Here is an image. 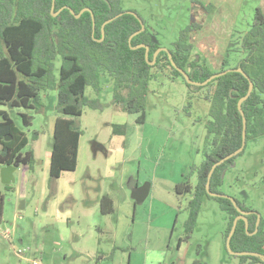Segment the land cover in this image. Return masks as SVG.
Instances as JSON below:
<instances>
[{
    "label": "rangeland",
    "instance_id": "1",
    "mask_svg": "<svg viewBox=\"0 0 264 264\" xmlns=\"http://www.w3.org/2000/svg\"><path fill=\"white\" fill-rule=\"evenodd\" d=\"M261 2L244 0L236 33L249 29ZM122 10L143 19L157 51L169 50L191 23L192 0H122ZM208 35L196 33L193 44L217 68L222 58L220 52L217 60L208 54L209 45L202 41L213 42ZM54 64L59 78L60 56ZM162 65L152 70L144 123L137 122L141 114L123 112L113 103L114 80L108 74L101 75L100 85L86 87L85 97L98 106L84 107L79 118L59 113L57 91L41 92L33 109L0 102V122L1 113L13 119L29 138L24 152L34 151L37 161L34 171L19 168L10 185L3 183L0 167V264H31L27 259L41 264H240L226 248L228 216L217 199H204L194 231L186 232L192 194L177 193V186L197 185L209 148V88H189L165 61ZM21 114L28 116L29 127ZM58 117L75 120L82 135L76 170L53 181L49 168ZM115 125H125V133L114 135ZM143 186L149 194L138 204L132 191ZM220 191L264 221V136L248 143ZM104 196L114 204L110 215L100 211ZM15 248L29 249L26 258H19Z\"/></svg>",
    "mask_w": 264,
    "mask_h": 264
},
{
    "label": "trees",
    "instance_id": "2",
    "mask_svg": "<svg viewBox=\"0 0 264 264\" xmlns=\"http://www.w3.org/2000/svg\"><path fill=\"white\" fill-rule=\"evenodd\" d=\"M52 1L0 0V102L8 103L13 108L33 109L34 104L40 100L39 94L52 90L58 93L59 113L79 118L83 115L84 107L96 109L98 106L96 100L85 97L86 87L100 85L101 75L108 74L114 80L113 103L123 112L141 114L137 122L144 123L149 82L154 78L152 70L161 69L163 61L171 67L175 78L183 79L189 88L192 86L173 64L188 74L195 69L193 81L196 82H204L213 75L232 70L206 86L209 93L205 100L210 103V120L206 124L209 148L197 170V185L193 189L187 181L177 186V193L192 194L185 225L187 234L190 235L194 231L204 199H217L221 209L228 216L227 242L239 212L229 199L209 196L206 186L212 167L241 148L244 117L247 121L246 147L237 157L216 168L210 182L211 192L222 194L220 189L225 176L235 166L236 159L245 153L251 140L264 136L263 9L258 7L249 29L245 32L235 31L238 35L233 34L225 46L223 42H227L226 38L216 37L208 26L191 21L180 31L174 47L169 49L172 59L167 53L161 52L156 64L151 66L149 63L153 61L158 46L153 43L147 30L134 37L131 45L129 44L130 37L140 31L141 24L137 18L122 10V0H56L53 14ZM192 2L200 5L207 13L211 14L214 10L213 5L205 4L201 0ZM86 8L90 9L95 17L94 34L91 13L85 12L76 19V15ZM70 10H73L75 15ZM57 12L59 15L54 17ZM120 14L121 17L105 27V37L101 42L103 24ZM139 18L143 21L140 16ZM198 32L209 34L208 37L213 39V42L202 39L209 45L208 54L213 53L216 58L217 52H220L218 55L222 60H218L217 68L211 60H206L197 52L193 41L196 40L195 34ZM141 44L150 49L148 60L144 48L132 49ZM58 56L62 60L59 78L55 75L54 64ZM236 69H242L247 78L235 72ZM250 83H253L254 90L242 104L243 117L238 103L247 95ZM191 107L189 103L186 110ZM1 114L4 120L0 122V167L13 165L18 169L24 167L34 171L37 163L34 151L24 152L29 145L27 134L8 114ZM21 116L24 126L29 127L31 122L28 116ZM125 129V125H115L113 134L123 135ZM81 135L82 131L76 126L75 120L63 117L55 120L50 180H59L63 173L76 170ZM7 137L11 140L5 141ZM195 170L196 168H193V172ZM235 200L243 211L259 214ZM3 203L4 196L0 192V223ZM100 211L102 215L114 212L111 198L104 196L101 199ZM257 214L247 217L248 231L246 222L239 221L231 240L234 252L264 255V221L261 217L258 231L255 233ZM238 258L240 264H264V261L257 257Z\"/></svg>",
    "mask_w": 264,
    "mask_h": 264
},
{
    "label": "water",
    "instance_id": "3",
    "mask_svg": "<svg viewBox=\"0 0 264 264\" xmlns=\"http://www.w3.org/2000/svg\"><path fill=\"white\" fill-rule=\"evenodd\" d=\"M55 4H56V0H53L52 1V14L54 13L55 11ZM70 12L75 15V12L73 10H70ZM85 12H88V13H91V16H92V20H93V34L95 33V27H96V22H95V17H94V14L93 12L86 8L84 10H82L78 15H76V19H79ZM128 14L134 16L135 18H137L139 21H140V24H141V29L140 31L136 32L134 35H132L129 39V44L131 45V42L133 40L134 37L138 36L139 34L143 33L146 28H145V25L143 23V21L139 18V16L136 14V13H133V12H127ZM59 15V12H57L56 14H54V17H57ZM122 14L118 15L117 17L113 18V19H110L108 20L106 23L103 24L102 26V40L101 42L103 41L104 37H105V27L112 23L114 20H116L117 18L121 17ZM146 49V59L148 60L149 59V55H150V49L147 45L145 44H141L139 46H136L134 48H132L133 50H139V49ZM160 52H165L169 55V58H171V54L169 53V50L167 49H161L159 51H156V53L154 54V59L152 62H150L149 64L151 66H154L155 63H156V60H157V57L159 55ZM174 68L185 78V80L187 81V83L189 85H191L192 87H203V86H207L209 83H211L213 80H215L216 78H219L221 76H225L228 72H231L232 70H229V71H226V72H223V73H219V74H216V75H213L212 77H210L208 80L204 81V82H196V81H193V77H194V72L195 70H192V72L190 74H188L187 72H185L184 70L178 68L175 64H173ZM235 72L237 73H240L242 75H244L246 78H247V75L244 73V71L242 69H236L234 70ZM254 90V85L253 83H250V87H249V91L247 93V95L242 98L239 103H238V108H239V111L241 113V115L244 117V112L242 110V104L248 100V98L251 96L252 92ZM243 123H244V131H243V142H242V146L239 150H237L236 152L228 155L227 157H225L224 159L218 161L211 169L210 173H209V176H208V183H207V186H206V190H207V193L209 196L211 197H214V198H224V199H229L233 205L236 207V209L238 210L239 212V216L235 218L234 222H233V227H232V230L227 238V242H226V248L228 250V252L231 254V255H234V256H239V257H244V256H250V257H257V258H260L262 261H264V255H261V254H258V253H253V252H234L231 248V240L236 232V229H237V225L239 223V221H245L246 222V230L248 231V220H247V217L250 216L251 214H257L256 212H246V211H243L242 209H240L236 203V200L231 198V197H228L226 195H223V194H218V193H213L211 192L210 190V182H211V179H212V176L216 170L217 167H219L220 165H222L223 163L229 161L230 159L234 158V157H237L239 154H241L245 147H246V136H247V121L244 117L243 119ZM11 138H5V141H10ZM18 170L17 167L13 166V165H6V166H3L2 169H1V176H2V181L5 185H10L12 184L13 182H15V173L16 171ZM148 187L147 186H143V187H140V188H135L133 191H132V198L138 203V204H141L144 199L146 198V196L148 195ZM24 202H23V205L21 206V209H24ZM257 218H258V221H257V224H256V231L255 233H257L258 231V228H259V225H260V222H261V216L259 214H257Z\"/></svg>",
    "mask_w": 264,
    "mask_h": 264
},
{
    "label": "crops",
    "instance_id": "4",
    "mask_svg": "<svg viewBox=\"0 0 264 264\" xmlns=\"http://www.w3.org/2000/svg\"><path fill=\"white\" fill-rule=\"evenodd\" d=\"M205 4L214 6L213 12L207 11L200 5L192 2L191 17L198 24H204L216 37H224L228 43L230 37L235 33L238 16L244 6V0H201ZM264 11V0L259 5ZM211 34V35H212ZM213 35V36H214ZM218 38V39H219ZM208 48V47H207ZM22 242V240H21Z\"/></svg>",
    "mask_w": 264,
    "mask_h": 264
},
{
    "label": "built area",
    "instance_id": "5",
    "mask_svg": "<svg viewBox=\"0 0 264 264\" xmlns=\"http://www.w3.org/2000/svg\"><path fill=\"white\" fill-rule=\"evenodd\" d=\"M10 236H11V233L10 232H5L4 233V237L5 239H10ZM29 249H18V248H15V252H16V255L21 258V259H25L26 258V255L28 253ZM27 261H29L31 264H41L40 261L36 260V259H27Z\"/></svg>",
    "mask_w": 264,
    "mask_h": 264
},
{
    "label": "flooded vegetation",
    "instance_id": "6",
    "mask_svg": "<svg viewBox=\"0 0 264 264\" xmlns=\"http://www.w3.org/2000/svg\"><path fill=\"white\" fill-rule=\"evenodd\" d=\"M191 21H193V18H192V17H191ZM145 50H146V49H145ZM155 53H156V52H155ZM160 53H161V52H160ZM160 53H159V54H160ZM169 53H170V52H169ZM153 57H154V56H153ZM157 58H158V57H157ZM156 61H157V60H156ZM155 64H156V63H155ZM194 70H195V69H194ZM238 257H239V256H238Z\"/></svg>",
    "mask_w": 264,
    "mask_h": 264
}]
</instances>
